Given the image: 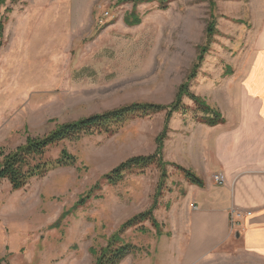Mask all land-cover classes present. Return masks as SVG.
<instances>
[{"label":"rangeland","instance_id":"rangeland-1","mask_svg":"<svg viewBox=\"0 0 264 264\" xmlns=\"http://www.w3.org/2000/svg\"><path fill=\"white\" fill-rule=\"evenodd\" d=\"M232 2L214 0L212 12L209 0H172L165 9L157 1L133 6L125 0H7L0 7L7 16L0 47V148L11 150L28 135L42 136L61 123L125 104H169L204 43L211 12L215 33L189 89L195 94L201 75L230 73L249 28L248 13H231ZM129 13L139 22L127 24ZM183 103L187 113L169 119L164 159L174 115L200 117L191 101ZM164 118V112L133 118L113 133L64 141L46 155L55 158L65 148L75 164L19 190L1 181L0 264H94L90 249L104 247L126 219L151 206L158 170L126 173L115 185L100 181L83 205H73L120 162L152 153ZM166 169L154 211L159 227L143 222L141 230H125L121 241L139 250L118 264H264L233 239L187 257L186 225L181 219L167 223L169 203L183 195L185 179L172 166Z\"/></svg>","mask_w":264,"mask_h":264},{"label":"crops","instance_id":"crops-1","mask_svg":"<svg viewBox=\"0 0 264 264\" xmlns=\"http://www.w3.org/2000/svg\"><path fill=\"white\" fill-rule=\"evenodd\" d=\"M233 1L231 13H248L244 53L230 61V73L201 75L198 89L193 86L223 121L208 126L175 114L169 123L166 161L190 169L203 185L183 181V195L169 203L167 223L181 219L186 225L187 257L233 239L243 252L264 260V0ZM217 173L221 185L212 179Z\"/></svg>","mask_w":264,"mask_h":264},{"label":"trees","instance_id":"trees-1","mask_svg":"<svg viewBox=\"0 0 264 264\" xmlns=\"http://www.w3.org/2000/svg\"><path fill=\"white\" fill-rule=\"evenodd\" d=\"M7 0H0V7L5 5ZM20 0H9L15 4ZM132 3L133 6L140 3H149L157 1L161 9L168 7L172 0H125ZM210 10L215 8L214 0H209ZM10 7H5L4 12L9 13ZM210 13V19L206 24L204 43L198 47V53L192 67L186 76V79L177 87L173 100L169 104H157L149 102H133L119 106L117 108L101 113L91 114L73 121H68L57 125L53 130L42 136H26L22 144L6 151L0 148V183L6 180L12 190H19L25 187L33 178L45 176L51 170L73 166L76 158L65 148H62L55 158L47 157L50 148L57 146L64 141L78 140L83 136L94 133L110 134L122 127L126 122L133 118H141L156 113L164 112V124L160 133L154 139L155 148L152 153L147 155H135L120 162L117 166L105 173L90 190H88L73 205H83L90 197L93 190L98 188L100 181L109 185H115L121 182L126 173L135 170H144L154 166L159 173L154 195L152 196L151 206L146 210L138 212L126 219L106 242L104 247L98 250L90 249L94 257V264H118L127 254L139 250V247L121 241L122 233L129 229H143L142 223L148 222L152 228H158L159 224L154 216V211L158 205V199L164 191V185L167 178V166H172L179 171L184 179L194 185L202 186L203 181L193 171L180 165L170 163L163 157L164 141L167 136L168 122L174 113L186 114L187 108L183 103V98H187L194 105L195 114L199 113L198 121L208 126H214L223 121L221 114L210 107L204 98L194 94L189 89V83L196 77L197 71L204 60L212 42L215 33V22L213 13ZM7 16L0 14V47L3 42V30ZM124 21L127 24H136L139 18L135 13L126 14ZM160 234V232H158Z\"/></svg>","mask_w":264,"mask_h":264},{"label":"built area","instance_id":"built-area-1","mask_svg":"<svg viewBox=\"0 0 264 264\" xmlns=\"http://www.w3.org/2000/svg\"><path fill=\"white\" fill-rule=\"evenodd\" d=\"M213 181L217 184V185H221L223 184L224 182V178H223V175L221 173H217V174H214L213 177H212ZM250 213L247 212V215H249ZM232 215L234 217H240L241 216V213L240 212H232Z\"/></svg>","mask_w":264,"mask_h":264}]
</instances>
